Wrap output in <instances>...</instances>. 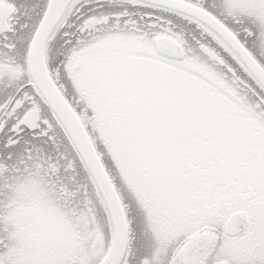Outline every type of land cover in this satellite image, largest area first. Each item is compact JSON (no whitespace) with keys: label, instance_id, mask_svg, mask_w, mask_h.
Listing matches in <instances>:
<instances>
[{"label":"snow or ice","instance_id":"1","mask_svg":"<svg viewBox=\"0 0 264 264\" xmlns=\"http://www.w3.org/2000/svg\"><path fill=\"white\" fill-rule=\"evenodd\" d=\"M0 264H264V0H0Z\"/></svg>","mask_w":264,"mask_h":264}]
</instances>
